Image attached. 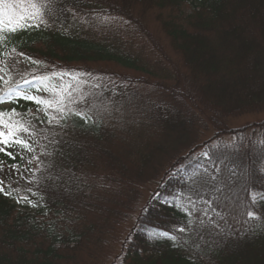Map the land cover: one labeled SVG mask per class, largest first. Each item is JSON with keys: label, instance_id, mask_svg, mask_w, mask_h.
I'll return each instance as SVG.
<instances>
[{"label": "trees", "instance_id": "16d2710c", "mask_svg": "<svg viewBox=\"0 0 264 264\" xmlns=\"http://www.w3.org/2000/svg\"><path fill=\"white\" fill-rule=\"evenodd\" d=\"M185 4L191 10L186 19L189 27L172 17L162 27L195 72V85L176 97L173 109L149 103L147 116L161 125V132L189 139L201 103L216 124V142L197 145L198 138L191 137L190 144L195 145L176 157L160 178L122 262L264 264V120L237 128L226 122L228 117L264 112V0H201L199 5L196 0H47L46 27L0 33V113L15 109L19 115L13 119L28 127L21 135L33 149L0 145L6 148L0 152V180L8 193L0 192V264H76L86 241L100 245L95 252L102 249L99 237L109 235L111 227L98 212V195L92 193L94 184L101 186L103 180L100 171L93 173L98 168L96 157L124 175L127 185L133 184V178L142 182L148 177L146 167L138 164L142 153L132 145L143 138L139 123L129 122L133 118L127 112L142 108L124 99L125 87L102 84L92 96L83 94V87L74 88L76 103L67 104L63 118L54 108L45 111L24 95L51 99L40 90V78L54 73H66L65 83L76 77V87L90 73V63L144 71L137 56L119 51L108 39H97L94 29L110 21L127 30L136 26L133 33L145 34L144 14L150 8L181 13ZM52 83H59V78ZM135 95L127 93L129 98ZM112 96L120 97L100 114L98 108L102 110L100 105ZM77 112L87 113L90 120L86 123ZM53 116L59 124L48 122ZM227 133L232 140L223 139ZM123 138L131 145L124 144L120 153L115 139ZM200 147L204 149L198 154ZM250 209L261 215V221L249 223ZM181 227L186 229L183 233L178 231ZM171 236H176L175 242Z\"/></svg>", "mask_w": 264, "mask_h": 264}, {"label": "rangeland", "instance_id": "374dc122", "mask_svg": "<svg viewBox=\"0 0 264 264\" xmlns=\"http://www.w3.org/2000/svg\"><path fill=\"white\" fill-rule=\"evenodd\" d=\"M200 2L201 0H196V4L198 3L199 5ZM134 8V13L138 14L139 12L136 10L138 6ZM190 11L188 4H185L181 13L176 12L172 8H150L144 14V22L147 26L146 33L141 35L133 33L138 29H135L136 26H132V29L127 30V28L121 26V23L118 27H114L110 21H103L99 30L94 29V32L97 33L95 36L97 39L101 41L103 38L108 39L111 44H115V47L119 51L128 53L130 57L137 56L136 58L139 60L138 64L145 70L124 69L123 66L115 63H90V73L85 74L83 82L76 83L77 85L74 88L78 91L83 87L85 91H82V93L84 94L87 91L86 94L92 96L95 88L99 85L109 84L112 89L117 86V88H121L122 86V88L125 87L127 89L124 99L134 100L137 104L141 105L142 110L133 108L132 110L128 109L127 112L133 118L129 122L139 123V126L137 124L136 126H138V134L143 136L141 139L142 143L140 145L141 141H132V145H134V148H137L136 151L142 153L141 157L140 155L137 156L138 164L142 165L141 167H146L145 171L148 173L145 176L148 177L142 178L144 182L133 178L131 181L133 184L127 185L124 175L120 176L114 173L109 168V165H106L99 157H96L95 162L98 168L93 173L96 175V172L100 171L99 173L103 180L100 181L102 183L101 186L94 184L92 193L98 195V202L101 205L98 212L103 216V221L107 217V222L109 220L108 225L110 224L111 229H108L109 235L104 233V236L99 237L102 253L101 250L95 252L97 250H94V248H99L100 245H97L94 240L86 241V243L92 244L85 243L84 246L86 247H81L83 250L81 258L77 260L76 264H123V251L128 241L130 240L131 242L129 238H131L140 217L142 216L141 219L143 220V217L146 216V210L148 209L150 200L153 198V192L157 190L160 178L165 175L167 169L169 170L172 167L176 157L184 156L188 153L190 147L192 148L195 145L190 144L193 143L191 142L192 140L190 141L191 137L193 139L195 137L198 138L195 142L197 145H201L206 141H211L212 144L216 142V140H213L216 136L215 133L218 131L216 124L208 117L210 112L205 109L207 106L204 108L201 103L196 106L197 110L194 109L199 121L197 122L195 131L190 132L189 139L186 138L187 135L183 134L174 139L175 136H171L164 131L161 132L159 130L161 129V125L154 124V121L147 116L149 103L158 102L164 104L165 108L173 109L176 105V97L186 93L189 87L192 88L195 85V81L193 80L195 72H191L189 65L181 57L182 53L175 49L173 45L174 41L171 40L162 27L165 20L169 17L177 19L176 21L178 22L179 20L186 21L185 26L189 27V21L186 19ZM44 19L47 21L46 17ZM52 25L58 27L57 24ZM153 43L156 44L155 47H152ZM194 79H197L196 76H194ZM123 90L125 91V89ZM131 91L136 95L129 98L127 93L129 92L130 94ZM94 94L98 96L96 92ZM119 97L112 96L107 101L105 99L106 102L100 105L102 106V110L101 107L98 108L99 113L103 114L106 108L112 104V101ZM111 110V114L114 113V109L111 108ZM155 112L159 113L161 111ZM124 114L126 115L127 113L125 112ZM262 120H264V112L228 117L226 122L229 126L237 128ZM151 133H154V135ZM232 138L233 136L230 133L223 136V139L226 141H230ZM159 143L164 144V146L158 148ZM115 144L118 148H122L124 144L125 148H129V145H131L124 143V138L121 142L115 139ZM176 149L178 150L175 151ZM203 149L202 147L198 148L196 153L201 154ZM119 151L121 153L122 149ZM164 152L168 155L165 156ZM130 153L132 154L133 152L130 151ZM155 176H157V180ZM105 178L108 180L104 182ZM117 180H121V182L116 185L113 182ZM123 182H126V184Z\"/></svg>", "mask_w": 264, "mask_h": 264}, {"label": "snow or ice", "instance_id": "6c2138e0", "mask_svg": "<svg viewBox=\"0 0 264 264\" xmlns=\"http://www.w3.org/2000/svg\"><path fill=\"white\" fill-rule=\"evenodd\" d=\"M47 7V0H0V33H17L24 30L39 28L42 25L47 26V22L44 19L45 10ZM23 55V53H21ZM28 59H31L30 57ZM32 63H39V61H32ZM66 73H54L51 77H41V91L48 92L51 99H45L37 95H24V99L34 101L37 105H43L44 110L47 111L50 108H54L56 112L61 113L62 118L66 116L65 109L68 103H76L72 93L74 90L73 81L77 78L72 77L67 83L63 81V77ZM55 78H59V83L53 84L52 81ZM3 79V77H0ZM28 82V81H26ZM19 115L13 109L9 113H0V145L7 147L19 146L21 149L28 152L33 151L32 145L23 138L21 133L29 131L21 121L13 119V117ZM76 115L87 123L90 117L87 113L77 112ZM55 120L57 124L60 123L56 117H51L49 123ZM5 147H0V152H5ZM8 156H12L11 152L6 153ZM16 167V166H14ZM3 180H0V192L8 193L3 187ZM25 201L31 203L27 197L23 198ZM253 203L256 201V195L252 196ZM36 205L34 204L33 207ZM249 217V223L253 221H261L260 214L253 210L247 211ZM186 229L181 227L178 229L180 233H183ZM255 234V233H254ZM163 235L168 236V233ZM176 236H171L170 240L175 242ZM211 264V261H209Z\"/></svg>", "mask_w": 264, "mask_h": 264}]
</instances>
